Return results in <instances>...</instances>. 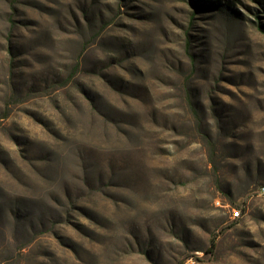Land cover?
Segmentation results:
<instances>
[{"label": "rangeland", "instance_id": "1", "mask_svg": "<svg viewBox=\"0 0 264 264\" xmlns=\"http://www.w3.org/2000/svg\"><path fill=\"white\" fill-rule=\"evenodd\" d=\"M263 187L264 0H0V264H264Z\"/></svg>", "mask_w": 264, "mask_h": 264}, {"label": "trees", "instance_id": "2", "mask_svg": "<svg viewBox=\"0 0 264 264\" xmlns=\"http://www.w3.org/2000/svg\"><path fill=\"white\" fill-rule=\"evenodd\" d=\"M216 246H217L216 238H213L211 240L210 248L214 249V248H216Z\"/></svg>", "mask_w": 264, "mask_h": 264}, {"label": "built area", "instance_id": "3", "mask_svg": "<svg viewBox=\"0 0 264 264\" xmlns=\"http://www.w3.org/2000/svg\"><path fill=\"white\" fill-rule=\"evenodd\" d=\"M260 193H263L264 194V187L263 188H261V191H260ZM233 214H234V218H236V216L239 214V211L238 210H233Z\"/></svg>", "mask_w": 264, "mask_h": 264}, {"label": "bare ground", "instance_id": "4", "mask_svg": "<svg viewBox=\"0 0 264 264\" xmlns=\"http://www.w3.org/2000/svg\"><path fill=\"white\" fill-rule=\"evenodd\" d=\"M239 217V214L236 216V218Z\"/></svg>", "mask_w": 264, "mask_h": 264}]
</instances>
